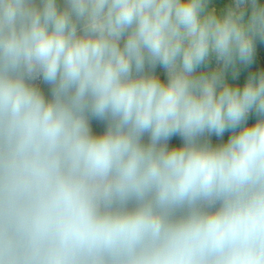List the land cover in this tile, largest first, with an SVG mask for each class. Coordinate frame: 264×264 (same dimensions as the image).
Segmentation results:
<instances>
[{"label": "clouds", "instance_id": "1", "mask_svg": "<svg viewBox=\"0 0 264 264\" xmlns=\"http://www.w3.org/2000/svg\"><path fill=\"white\" fill-rule=\"evenodd\" d=\"M258 41L261 0H0V264H264Z\"/></svg>", "mask_w": 264, "mask_h": 264}, {"label": "rangeland", "instance_id": "2", "mask_svg": "<svg viewBox=\"0 0 264 264\" xmlns=\"http://www.w3.org/2000/svg\"><path fill=\"white\" fill-rule=\"evenodd\" d=\"M264 3V0H261ZM231 3V0H211V6L216 7L217 9H224ZM215 66V60L211 61L209 67ZM264 65L252 63L251 65L244 66L240 65L239 63L236 65L235 69L230 68L226 75H233L234 72H238L239 75H252L257 74L261 71H264ZM206 70V69H201ZM157 73L160 75L161 79H166L165 71L162 68H157ZM43 85V83H42ZM41 86V85H40ZM182 144V140L179 137H173L172 140L169 142V146H180Z\"/></svg>", "mask_w": 264, "mask_h": 264}, {"label": "crops", "instance_id": "3", "mask_svg": "<svg viewBox=\"0 0 264 264\" xmlns=\"http://www.w3.org/2000/svg\"><path fill=\"white\" fill-rule=\"evenodd\" d=\"M253 63L264 65V44H261L259 41L257 42V45H256V53L254 55ZM248 76L249 75H238L235 78H233V75H226V79L229 83L238 84L240 86H243V84L246 82ZM41 88L45 91L46 94L48 93V91H49L48 85L43 84V85H41ZM254 122H255V116L252 115V116H250L248 123L252 124ZM92 126H93V131L95 133L99 134V133H102L104 130V125L102 123H98L96 121H93ZM230 135H231L230 132H226L224 137H223V140L226 141ZM211 139H212V142L214 144L220 142L217 140V138L215 136H213Z\"/></svg>", "mask_w": 264, "mask_h": 264}, {"label": "built area", "instance_id": "4", "mask_svg": "<svg viewBox=\"0 0 264 264\" xmlns=\"http://www.w3.org/2000/svg\"><path fill=\"white\" fill-rule=\"evenodd\" d=\"M42 83H43V82L41 81V82H40V85H42Z\"/></svg>", "mask_w": 264, "mask_h": 264}]
</instances>
